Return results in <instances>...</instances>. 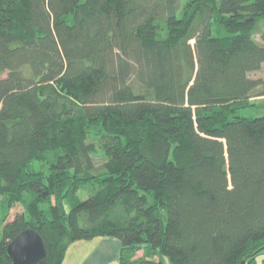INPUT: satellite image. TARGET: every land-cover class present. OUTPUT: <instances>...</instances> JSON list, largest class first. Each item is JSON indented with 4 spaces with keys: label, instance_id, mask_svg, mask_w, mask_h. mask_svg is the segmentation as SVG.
I'll return each mask as SVG.
<instances>
[{
    "label": "trees",
    "instance_id": "trees-1",
    "mask_svg": "<svg viewBox=\"0 0 264 264\" xmlns=\"http://www.w3.org/2000/svg\"><path fill=\"white\" fill-rule=\"evenodd\" d=\"M263 69L264 0H0V264L30 228L38 264H258Z\"/></svg>",
    "mask_w": 264,
    "mask_h": 264
},
{
    "label": "crops",
    "instance_id": "crops-1",
    "mask_svg": "<svg viewBox=\"0 0 264 264\" xmlns=\"http://www.w3.org/2000/svg\"><path fill=\"white\" fill-rule=\"evenodd\" d=\"M120 249V241L112 237L76 241L68 248L63 264H121Z\"/></svg>",
    "mask_w": 264,
    "mask_h": 264
},
{
    "label": "water",
    "instance_id": "water-1",
    "mask_svg": "<svg viewBox=\"0 0 264 264\" xmlns=\"http://www.w3.org/2000/svg\"><path fill=\"white\" fill-rule=\"evenodd\" d=\"M7 253L13 264H38L47 255L41 235L31 228L19 233L8 244Z\"/></svg>",
    "mask_w": 264,
    "mask_h": 264
},
{
    "label": "rangeland",
    "instance_id": "rangeland-1",
    "mask_svg": "<svg viewBox=\"0 0 264 264\" xmlns=\"http://www.w3.org/2000/svg\"><path fill=\"white\" fill-rule=\"evenodd\" d=\"M252 76H253V78L254 77L255 78L264 77V69L262 71H260V72H257L255 74H253ZM253 103L256 106H258L257 107L258 109L256 111H253L252 113L249 112L247 115H252L253 116L254 114H256L255 116H263L264 115V98H261V99L260 98H257V99H255L253 101ZM247 110L248 111H252L253 109H251V110L247 109ZM103 158L104 157H103L102 153L99 152L98 155H97V159H96L97 164H101V162L103 161ZM79 195H80V198L81 199H87L88 198V194H86V193L80 192ZM0 202H1V197H0ZM21 210H23V208L20 205H18L15 209H12L11 210L10 214H13L14 215L15 212H18V211H21ZM2 216L3 215L0 212V225H1V218H2ZM1 239H2V227L0 226V241H1ZM143 253H144V249L139 250L137 252V254H136L137 258L138 257H141L143 255ZM161 258L163 260V264H168V261H167L166 258H163V257H161ZM263 258H264V255H261L257 259H258L259 262H261V260Z\"/></svg>",
    "mask_w": 264,
    "mask_h": 264
}]
</instances>
